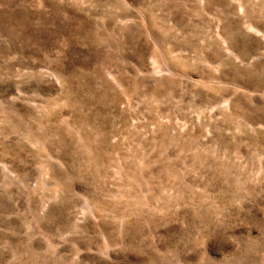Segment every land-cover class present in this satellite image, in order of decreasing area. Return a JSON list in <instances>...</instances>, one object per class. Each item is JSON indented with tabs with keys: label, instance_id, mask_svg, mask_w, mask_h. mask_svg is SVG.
<instances>
[{
	"label": "rangeland",
	"instance_id": "obj_1",
	"mask_svg": "<svg viewBox=\"0 0 264 264\" xmlns=\"http://www.w3.org/2000/svg\"><path fill=\"white\" fill-rule=\"evenodd\" d=\"M0 264H264V0H0Z\"/></svg>",
	"mask_w": 264,
	"mask_h": 264
}]
</instances>
